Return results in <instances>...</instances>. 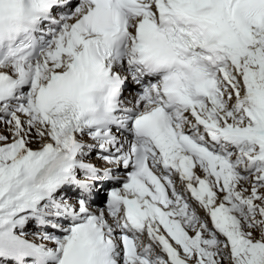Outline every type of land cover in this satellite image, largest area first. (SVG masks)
I'll return each mask as SVG.
<instances>
[{
	"label": "snow or ice",
	"instance_id": "1",
	"mask_svg": "<svg viewBox=\"0 0 264 264\" xmlns=\"http://www.w3.org/2000/svg\"><path fill=\"white\" fill-rule=\"evenodd\" d=\"M0 264H264V0H0Z\"/></svg>",
	"mask_w": 264,
	"mask_h": 264
},
{
	"label": "bare ground",
	"instance_id": "2",
	"mask_svg": "<svg viewBox=\"0 0 264 264\" xmlns=\"http://www.w3.org/2000/svg\"><path fill=\"white\" fill-rule=\"evenodd\" d=\"M32 238V237H31ZM41 242H43V243H45V244H49V242H46V241H41ZM50 246V245H49Z\"/></svg>",
	"mask_w": 264,
	"mask_h": 264
}]
</instances>
